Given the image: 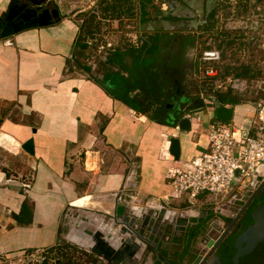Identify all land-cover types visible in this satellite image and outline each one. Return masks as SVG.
<instances>
[{"label": "crops", "instance_id": "1", "mask_svg": "<svg viewBox=\"0 0 264 264\" xmlns=\"http://www.w3.org/2000/svg\"><path fill=\"white\" fill-rule=\"evenodd\" d=\"M9 1L0 0V17ZM55 1L59 5L60 0ZM61 13L49 25L0 36V263L17 264L18 256L29 249L53 251L65 245L80 251L85 264H106L90 249L97 231L104 240L112 238L107 239L112 243L108 255L118 250L119 238L130 237L138 244L131 257L122 254L127 264H189L193 251L202 246L204 225L192 240L198 242L196 247L189 246L180 257L185 231L212 213L202 208L213 200L199 194L193 207L182 211L162 207V196L169 191L167 168L187 166L207 148L205 125L216 120L212 106L189 113L166 104L160 117L149 114L151 106L159 109L152 101L145 114L132 110L107 86L109 73L127 77L114 59L125 47L117 42L104 54L92 52L88 37L93 34L85 32V20L82 38L80 26ZM77 37L81 50H89L88 59L96 55L103 65L99 79L74 70L73 62L80 65ZM5 38L13 42L11 46L3 45ZM90 68L84 65L83 72L88 75ZM163 69L156 85L172 90L178 82L166 74V66ZM138 92L132 89L129 96ZM220 105L233 108L235 124L255 117V106L249 102ZM183 116L190 121L187 131L177 128ZM171 137L178 139L177 160L168 152ZM27 139L32 141L31 154L21 147ZM229 194L212 198L215 206ZM170 200L176 205L185 202ZM115 202L125 207L120 217L133 220L148 242L132 233L119 235L121 224L112 219ZM126 246L129 250L130 243Z\"/></svg>", "mask_w": 264, "mask_h": 264}, {"label": "rangeland", "instance_id": "2", "mask_svg": "<svg viewBox=\"0 0 264 264\" xmlns=\"http://www.w3.org/2000/svg\"><path fill=\"white\" fill-rule=\"evenodd\" d=\"M105 1L108 0H60L59 3L61 11L70 16L80 28L83 29L84 21L82 22V20H85V26L89 25L94 29L93 35L88 37V48L90 47L92 52L98 53L96 46L101 42L98 38L116 41L121 44L119 46L122 48H128L137 47L148 33L155 30L182 31L194 35V44L184 51L182 63L177 62L169 66L167 63L173 56L171 53L169 57L162 56L159 60L160 65L157 63L156 66L151 65L147 68V72L153 75L154 71H164L163 67L168 65L176 72L173 80L178 82L177 86L171 90L170 86L164 87V89L158 87L152 77L146 82L143 80L142 88L145 90L144 83L148 84V87H152L150 100L159 108L154 111L151 106L148 110L149 114L160 117L166 104L179 105L181 111L189 113L196 111L194 109H198V107L204 109L213 105L216 93L227 90L235 95L240 102H249L255 106L256 103L264 101L262 99L264 93V0H218L213 16V27L206 31L199 26L204 22L209 10L215 5L213 0H167L163 3L155 1L161 15L167 19L150 20L145 24H139L136 17L124 13L116 17L104 15L102 7ZM79 34L83 38L81 30ZM209 51L217 52V57L214 55L212 59L205 58L204 52ZM87 53H89L88 49L81 50L80 48L75 51L76 59L80 65L73 62L74 70L77 73H84L87 77L99 79V68H103V65H99V58L96 55H92L88 59ZM83 64L91 67L88 75L83 72ZM123 73L125 74V72ZM179 97L183 99L181 102L178 100ZM242 193L243 190L239 188L233 189L227 197L220 199V202L217 201L219 202L217 206L214 204L216 200L209 198L210 201L213 200L212 203H207L202 210L214 214V209L219 207L222 212H228L223 208L227 207L229 201L234 199H237V202L233 201L234 204L243 202L247 195L243 194V196ZM171 202L169 199L163 200L161 206L164 208L176 207L182 211L193 207L187 202L179 203V205ZM85 205L83 204V206ZM74 206L79 205L75 204ZM217 219L219 218L214 216L207 219L201 239L204 240V232L209 229L210 222H216L219 226L224 225L222 219ZM217 232V230L211 229L208 234L213 237ZM197 244L198 242L194 240L190 247L195 248ZM199 248L196 247V250L193 251L194 255ZM63 258H70V262L78 264L86 262V257L80 251L61 245L53 251L49 250L43 264H59L57 260L62 259L64 262ZM20 263V261L17 262V264Z\"/></svg>", "mask_w": 264, "mask_h": 264}, {"label": "trees", "instance_id": "3", "mask_svg": "<svg viewBox=\"0 0 264 264\" xmlns=\"http://www.w3.org/2000/svg\"><path fill=\"white\" fill-rule=\"evenodd\" d=\"M155 1L163 3L167 0H108L104 2L102 11L104 12V15L107 14L109 17H116L121 13L134 16L139 24L148 23L150 20H166L167 18L161 15L159 6L155 3ZM213 1H215V5L211 8V10H209L204 22L199 26V28L205 31L210 30L213 27V16L218 0ZM89 28V25H87L85 32L90 34L93 33V30ZM79 30L83 31L82 28H79ZM194 40V35L189 32H165L155 30L148 33V35L142 39L141 43L137 47L124 48V50L118 52V54L116 53V57L114 59H116L118 66L127 72V77H123L115 72L109 73L107 74L108 76H106L109 81L107 86H111L114 89L113 93H115V97L122 100L125 104L132 108V110L145 114L147 111L146 107L151 103L150 89L152 87H145L144 90L142 88V82L143 80L148 81L150 77L157 82L158 76L160 77V72L154 71V74L152 75L147 72V68L151 65L156 66L157 63L160 65L159 60H161L162 56L169 57L171 53L173 56L167 63L169 66L173 65V63H177L178 61H182L181 58L184 51L193 46ZM75 44L81 49L83 48V43L80 41L79 37H77ZM107 60L109 61L110 58ZM94 81L99 84L97 80ZM144 85L147 84L144 83ZM132 89H139V92L138 94H134L130 97L129 92ZM262 99L264 100V93L262 94ZM214 102L219 104L226 103L230 105L240 103L239 99L235 95H232L229 90L216 93ZM262 199V197L259 199L254 198V200L240 215L239 219L235 222L230 231L219 242L215 249V253L218 256L217 264H232L231 258L234 253V238L236 234L244 229V227L250 222L249 211ZM211 216L212 213H209L205 218L200 220V222L186 229L184 235L185 242L180 257L186 253L194 237L199 233L201 227H203L207 219ZM63 260L64 262H62V264H74L69 261L71 260L70 258H63ZM65 260L67 261L66 263ZM92 263H94V259L92 260ZM263 263L264 242H260L251 252L239 257L237 264Z\"/></svg>", "mask_w": 264, "mask_h": 264}, {"label": "built area", "instance_id": "4", "mask_svg": "<svg viewBox=\"0 0 264 264\" xmlns=\"http://www.w3.org/2000/svg\"><path fill=\"white\" fill-rule=\"evenodd\" d=\"M2 43L11 46L13 42L5 38ZM115 44V41L103 40L96 46L97 52L104 54L113 50ZM214 55L217 57V52H204L207 59ZM205 73L208 72L205 70ZM241 124L217 119L207 122V148L187 166L178 164L167 168L169 191L162 199L183 198L192 204L199 194L214 198L229 194L235 188L243 190L242 195L251 192L257 186L256 178L264 177V101L255 104V117L246 123L245 129ZM48 252L45 248L29 249L18 260L20 264H43Z\"/></svg>", "mask_w": 264, "mask_h": 264}, {"label": "water", "instance_id": "5", "mask_svg": "<svg viewBox=\"0 0 264 264\" xmlns=\"http://www.w3.org/2000/svg\"><path fill=\"white\" fill-rule=\"evenodd\" d=\"M42 0H10L7 3L4 14L0 17V36L6 37L12 33H16L31 26H46L52 21V18H58V12L56 9L48 10L46 7L41 6ZM3 21V22H2ZM212 112L214 118L221 121H230L233 117V108L225 107L219 103L214 102L212 105ZM248 121L243 120L240 127L245 129ZM190 126L189 118L186 116L180 117L177 121V128L179 130L187 131ZM244 135V134H243ZM169 154L175 159H178V139L175 137L169 138ZM22 149L28 154L32 153V141L27 139L22 144ZM257 186L249 192L247 198H245L240 205H235L233 201H229L227 208L229 212H222L220 208L215 209V214L218 217L223 216V221L227 222L223 226H219L216 222H210L209 229L217 230V234L213 237L208 234L209 229L204 232L205 238L202 246L195 253L193 259L189 264H217L218 256L215 253V249L223 237L229 232L235 222L239 219L240 215L247 207L249 202L253 198L264 196V177H257ZM226 207V206H225ZM125 207L123 205L114 204L112 211V219L115 223H120L121 228L119 235L131 233L138 237L142 243L147 239L143 238L138 233L136 227H134L133 220L129 218H121L120 215L124 212ZM250 223H248L244 229L239 231L233 241L234 253L231 258L232 264H237L239 257L251 252L255 246L264 242V199L260 203L256 204L249 211ZM221 220V218H219ZM119 221V222H118ZM136 226V225H135ZM107 239H112L110 235L103 239V236L99 232H95L93 235L94 244H91V252L100 256L106 260V264H127L122 254H127L130 257L138 250V244L132 242L130 237L120 239L118 244V250L113 252L112 255H108L112 249L110 248L112 243L109 244ZM127 243H130V249L126 250ZM122 261H116L115 258Z\"/></svg>", "mask_w": 264, "mask_h": 264}, {"label": "flooded vegetation", "instance_id": "6", "mask_svg": "<svg viewBox=\"0 0 264 264\" xmlns=\"http://www.w3.org/2000/svg\"><path fill=\"white\" fill-rule=\"evenodd\" d=\"M41 6L42 7H46L47 9H56L57 10V12H58V18L62 15V13H61V10H60V8H59V5L56 3V1L55 0H42V2H41ZM58 18H52V21H54V20H57ZM173 68H169L168 66L166 67V70H165V72H166V74H171V75H173L174 76V74L176 73L175 71H173L172 70ZM175 77V76H174ZM264 190V189H263ZM248 194L249 193H247L246 195L248 196ZM244 196V195H243ZM247 196L245 197V198H247ZM260 197H262L263 199H264V196H259L258 197V199L260 198ZM263 199L261 200V201H263ZM254 200V198L249 202V204L252 202ZM261 201H259L258 203H260ZM257 203V204H258ZM240 205V204H242V202H240V203H235V205ZM248 204V205H249ZM247 205V206H248ZM247 208V207H246ZM245 208V209H246ZM244 209V210H245ZM243 213V212H242ZM224 222V221H223ZM237 222V221H236ZM227 222H224V224H226ZM250 223V222H249ZM233 227V226H232ZM230 231V230H229ZM159 260H161L160 258H159Z\"/></svg>", "mask_w": 264, "mask_h": 264}]
</instances>
